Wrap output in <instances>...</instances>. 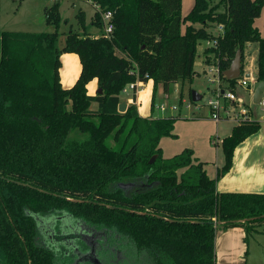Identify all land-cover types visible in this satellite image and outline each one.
I'll list each match as a JSON object with an SVG mask.
<instances>
[{"label":"trees","instance_id":"1","mask_svg":"<svg viewBox=\"0 0 264 264\" xmlns=\"http://www.w3.org/2000/svg\"><path fill=\"white\" fill-rule=\"evenodd\" d=\"M85 1L99 9L91 18L98 36L87 33L79 11L80 31L69 30L59 47L57 2L44 11L51 33L0 30V264H55L35 240L34 217L51 212L113 229L149 264H215L217 228L242 227L247 240L264 222V194L216 191L234 149L259 122L231 128L211 179L190 149L162 157L159 141L174 136V117L143 118L134 105L123 113L117 107L130 83L152 80L154 97L158 86L167 94L171 84L190 81L201 41L215 40L204 63H217L231 88L236 79L223 72L238 49L242 63L244 47L256 42V80L264 82V32L252 27L264 0H194L183 17L181 0ZM107 11L109 37L99 14ZM218 26L222 36L212 31ZM63 53L80 63L67 89L59 77ZM93 79L101 93L89 96Z\"/></svg>","mask_w":264,"mask_h":264},{"label":"rangeland","instance_id":"2","mask_svg":"<svg viewBox=\"0 0 264 264\" xmlns=\"http://www.w3.org/2000/svg\"><path fill=\"white\" fill-rule=\"evenodd\" d=\"M55 2L59 3L58 12L61 18V24L57 31L59 36L58 46L61 47L64 36L69 30L80 31L76 18L79 11L84 13L85 24L90 23V18L94 14V7L91 2L85 0H0V30L27 33L53 32V27L45 22L44 11ZM193 2L194 0H181L180 14L182 17L191 10ZM216 3H218V0H214L211 5ZM221 10L222 8L219 7L218 11ZM252 27L263 35L264 6L260 11V15L254 19ZM181 30H184V25ZM212 31L217 34V27L213 28ZM207 48L206 41H201L198 44L193 66L196 75L190 81H178L171 84L170 91L167 94L163 92L161 87H156L154 104H163L166 110L157 109L154 111V116L159 117L162 113L165 117L175 118L172 131L174 136L163 137L159 141L162 157L171 158L184 149H190L194 158L207 162L205 163V169L212 177L215 172L213 164L215 161L220 163L223 159L220 142L230 134L235 122L221 120L216 124L209 118L205 102L213 96L212 92L215 91L217 85L211 83L210 78L205 76V72H203L206 65L204 63V51ZM257 48L258 44L251 42L243 49V72L244 74H250L253 80L256 79ZM256 85L257 83L251 85L252 92L237 86L235 94L241 100L243 107L249 108L252 117L258 120L264 119V114L257 104L252 103V94ZM192 91L200 94L202 99L196 103L192 102L190 99ZM187 104L190 105V108H186ZM172 106H175L176 110H172ZM180 172L178 171V173ZM220 229L217 228L215 233V264H226V262L231 263L232 261L236 263L239 260H242L243 264H262V261H264V222L259 224L255 231L248 234L246 244L245 241L243 243L239 240L238 243H235L234 236H230L228 243L225 244L222 238L219 240ZM220 241L223 243L222 248L219 247ZM246 247L247 249L249 247V254L245 260L240 257L244 256L245 251H247ZM121 251L123 258L118 264H149L147 258H142L141 255L137 256V249L130 242L122 244ZM225 251L233 256L226 257L224 255Z\"/></svg>","mask_w":264,"mask_h":264},{"label":"crops","instance_id":"3","mask_svg":"<svg viewBox=\"0 0 264 264\" xmlns=\"http://www.w3.org/2000/svg\"><path fill=\"white\" fill-rule=\"evenodd\" d=\"M88 2V1H87ZM94 7V12L97 10V7ZM91 19V18H90ZM86 25V24H85ZM86 31L92 36H98L101 34V29L91 25V20L88 25H86ZM60 68H59V77L60 82L63 88H70L80 73V63L78 56L72 53H63L60 55ZM258 84V83H257ZM257 86V85H256ZM160 87V86H158ZM87 94L89 96L97 95L98 85L96 79L91 80L87 86ZM153 82L152 80H148L146 83H142L137 88V94L135 96V100L132 99L131 94L121 93L120 102L125 101L126 108L128 105H134L136 107V111L140 117L143 118H164L165 115L160 113L159 117L154 116V111L158 109V106L153 104ZM124 96V97H123ZM90 110L96 111L98 108V104L96 102H92L90 104ZM171 117V116H170ZM259 129L256 133L252 134L248 138H246L243 142H241L233 152L232 164L229 171L222 176L216 182V191L217 192H239V193H256V194H264V119H258ZM194 157V156H193ZM196 159V158H195ZM195 163H203V169H205L206 161H201L196 159ZM223 164V159L220 163L215 161L214 171L216 172L217 168H220ZM215 172L213 176L209 178H214ZM263 234V233H261ZM230 236H234L235 243L245 241V231L242 227L236 226L227 229H220L219 231V240L223 239V242L226 244L229 241ZM215 241V240H214ZM219 247H223V243L219 242ZM247 249V247H246ZM264 253V252H263ZM249 254V247L243 257L241 259H247ZM226 257L233 256L229 254L227 251L224 252ZM241 255V254H239ZM235 261H237L235 259ZM226 264H243L242 260L239 262L232 261L231 263L226 262ZM264 264V261H262Z\"/></svg>","mask_w":264,"mask_h":264},{"label":"flooded vegetation","instance_id":"4","mask_svg":"<svg viewBox=\"0 0 264 264\" xmlns=\"http://www.w3.org/2000/svg\"><path fill=\"white\" fill-rule=\"evenodd\" d=\"M34 219L35 240L53 253L55 264H118L123 258L122 244L130 242L109 227L82 222L67 214L51 212Z\"/></svg>","mask_w":264,"mask_h":264},{"label":"built area","instance_id":"5","mask_svg":"<svg viewBox=\"0 0 264 264\" xmlns=\"http://www.w3.org/2000/svg\"><path fill=\"white\" fill-rule=\"evenodd\" d=\"M96 11H99L97 8ZM101 23H102V31L103 34L109 37L112 32L113 26L111 21L112 13L110 11L107 12H99ZM218 33L216 35L222 36L223 28L222 26L217 27ZM206 45L208 46L207 49L216 45L215 40L213 41H206ZM203 72H205V76H208L211 83H215L217 88L213 91V96L208 98L205 102V106L209 112V118L214 122L218 123L221 120H232L235 124H239L245 121H252L255 120L249 108H244L241 100L237 98L235 94V88L237 86H241L246 88V90L251 91V85L256 84V79L253 80L250 74H244L243 72V64L241 63L240 75L236 79L234 87H229L221 78L220 72L217 66V63L213 64H206L203 68ZM256 82V83H255ZM142 84V82L136 81L135 83H130L126 85L122 89V93L124 94H137L138 86ZM249 87V89H247ZM260 111L264 114V91L260 98L259 103ZM186 108H190V105L187 104ZM158 109L161 111H165L166 107L161 104L158 106ZM172 110H176L175 106L171 107ZM257 121V120H255Z\"/></svg>","mask_w":264,"mask_h":264},{"label":"water","instance_id":"6","mask_svg":"<svg viewBox=\"0 0 264 264\" xmlns=\"http://www.w3.org/2000/svg\"><path fill=\"white\" fill-rule=\"evenodd\" d=\"M240 69H241V55H240V50L238 49L235 53L233 60L230 63L229 68L223 72V76L227 80L237 79L240 75ZM247 89H249V87H247ZM263 91H264V82L263 81L258 82L256 88L253 90L252 103L254 104L259 103ZM97 93L100 94L101 89H98ZM190 98L192 102L196 103L202 99V96L198 94L197 92L192 91ZM125 110H126V103L125 101H121L118 104L117 111L119 113H123ZM155 159H156V155H153L149 160V164L153 163ZM120 186L122 188H126V187L131 186V184L130 183L120 184Z\"/></svg>","mask_w":264,"mask_h":264}]
</instances>
